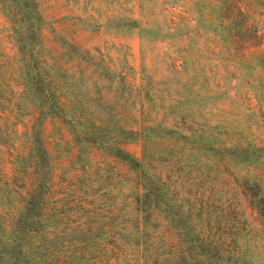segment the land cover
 Masks as SVG:
<instances>
[{"label": "trees", "instance_id": "obj_1", "mask_svg": "<svg viewBox=\"0 0 264 264\" xmlns=\"http://www.w3.org/2000/svg\"><path fill=\"white\" fill-rule=\"evenodd\" d=\"M44 11L41 0H0L22 86L0 115V128L12 124L0 132V264H252L250 244L264 246V144L244 130L211 136L221 127L208 123L184 132L186 115L170 134L152 116L163 110L153 88L102 90V53L78 55L56 27L67 17ZM134 142L141 157L126 149ZM232 184L238 209L220 199Z\"/></svg>", "mask_w": 264, "mask_h": 264}, {"label": "rangeland", "instance_id": "obj_2", "mask_svg": "<svg viewBox=\"0 0 264 264\" xmlns=\"http://www.w3.org/2000/svg\"><path fill=\"white\" fill-rule=\"evenodd\" d=\"M41 4L50 21L67 17L69 22L56 27L78 45V55L102 53V90L138 84L154 89L152 98L163 110L152 116H166L170 134L177 136L178 117L186 115L191 129L184 132H199L197 124L208 123L221 127L220 132L209 130L211 136L244 130L251 142L264 144V0H41ZM9 29L0 12L4 80H0V115L4 118H10L14 104H20L22 92L19 74L11 70L17 45ZM5 68L8 73L2 74ZM75 92H80L79 82ZM103 110L110 115L105 105ZM98 112L102 114L101 109ZM1 124V133H12L10 121ZM52 129L48 121L47 136ZM126 149L141 157V144L134 142ZM1 157L7 159L5 154ZM0 168H6L4 162ZM241 171L243 176L247 171L252 175L254 169ZM261 190L264 193L263 182ZM225 193L220 199L232 209L241 207L242 195L235 184ZM250 248L255 256L250 262L264 264L260 241H252Z\"/></svg>", "mask_w": 264, "mask_h": 264}]
</instances>
